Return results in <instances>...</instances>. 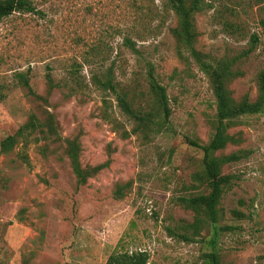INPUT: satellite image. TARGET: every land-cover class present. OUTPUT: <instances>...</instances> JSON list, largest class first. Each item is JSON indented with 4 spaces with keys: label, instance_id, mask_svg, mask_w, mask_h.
Wrapping results in <instances>:
<instances>
[{
    "label": "rangeland",
    "instance_id": "374dc122",
    "mask_svg": "<svg viewBox=\"0 0 264 264\" xmlns=\"http://www.w3.org/2000/svg\"><path fill=\"white\" fill-rule=\"evenodd\" d=\"M205 1L195 13L196 47L236 56L241 75L228 86L235 99L254 100L264 69V1ZM32 3L36 11L0 20V141L30 114L43 121L51 113L62 137H78L82 166L108 164L78 185L65 142L36 132L0 153V264H104L114 251L136 250L148 252L147 264H205L212 247L221 264H264V111L241 116L229 129L238 144L218 152L249 151L222 168L235 177L220 199L219 224L233 228L206 226L193 241L168 230L193 220L177 198L207 191L193 177L203 153L188 139H210L215 98L194 58L178 53L171 32L178 19L167 0ZM252 34L259 39L246 52ZM150 68L171 115L144 130L96 76L112 74L117 90L146 112Z\"/></svg>",
    "mask_w": 264,
    "mask_h": 264
},
{
    "label": "trees",
    "instance_id": "16d2710c",
    "mask_svg": "<svg viewBox=\"0 0 264 264\" xmlns=\"http://www.w3.org/2000/svg\"><path fill=\"white\" fill-rule=\"evenodd\" d=\"M256 1L260 3L264 0ZM167 3L178 19L177 25L171 28V32L176 39L179 55L188 54L187 56L194 58L198 68L208 76L215 98L214 130L210 139L205 143L188 139L191 145L201 149L203 153L202 168L195 172L193 177L204 185L207 191L178 197L177 201L182 206L194 212L193 220L180 223L178 232L168 228L172 235L179 237L181 240L193 241L195 236L201 235V229L206 226L215 228L219 232L233 228L232 225L219 224L221 218L218 207L220 199L225 188L231 184L235 177L233 174L223 173L222 168L228 163L247 157L249 151L237 150L228 154H219L218 152L223 151L229 145L238 144V140L235 138L236 135L229 132V129L240 122L241 116L264 111V69L258 74L257 97L251 100L245 95L239 100L235 99L228 84L241 75V71L236 65L237 57L227 55L212 57L196 47L199 32L195 26V13L206 7V1L167 0ZM23 10L36 11L32 0H0V20L15 11ZM226 26L236 28V24L233 22H226ZM250 38V47L246 52L252 50L259 39L256 34H252ZM127 42L132 49H135L129 38ZM147 81L152 99L149 110L143 112L133 106L131 100L127 98L126 91L117 90L112 74H108L103 79L96 76L97 84L116 92L122 110L129 117L142 123L144 130L153 128L151 125L161 127L162 123L169 121L171 115L166 89L157 80L152 68L148 71ZM25 84L28 85L27 82ZM3 97L4 94L0 92V100ZM34 132L41 134L40 137L44 139L53 138L56 141L63 140L65 142V150L78 185L85 184L90 176L96 174L108 164V162H105L93 166H82L79 158L80 142L78 137H62L58 133L55 117L51 113L46 114L43 121L34 113L30 114L26 122L22 123L13 133L1 139L0 153L13 150L19 142L27 143ZM121 188L122 186L116 190L117 195H121ZM234 213L236 215L241 212L235 210ZM148 261L149 254L146 250L114 251L108 256L104 264H147ZM203 261L205 264H221V255L215 247H212L211 250L203 253Z\"/></svg>",
    "mask_w": 264,
    "mask_h": 264
}]
</instances>
